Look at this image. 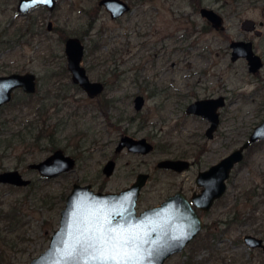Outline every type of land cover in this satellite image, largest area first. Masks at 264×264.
Returning <instances> with one entry per match:
<instances>
[{
  "label": "rangeland",
  "instance_id": "obj_1",
  "mask_svg": "<svg viewBox=\"0 0 264 264\" xmlns=\"http://www.w3.org/2000/svg\"><path fill=\"white\" fill-rule=\"evenodd\" d=\"M128 1L133 9L114 19L98 0H56L53 9L25 13L17 10L18 0H0V74L33 71L39 92L50 85L52 95L51 101H27L16 89L12 103L0 108V171L17 169L30 179L27 185L0 183V264H28L48 247L73 183L118 191L147 172L137 212L178 190L190 196L201 187L197 172L239 146L264 118V0H200L222 15L223 32L201 16L195 0ZM246 18L261 34L242 28ZM49 20L56 28L47 29ZM69 35H84L82 64L91 79L105 83L98 96L73 86L70 74L49 75L66 66ZM237 39L251 40L263 59L256 72L245 58H230V41ZM137 94L145 99L140 109L134 107ZM219 95L225 103L208 138L209 121L185 108ZM46 119L47 129L33 142ZM125 134L145 137L153 149L116 150ZM56 148L75 158L72 169L46 177L29 167ZM164 158L188 159L190 166L160 168ZM109 159L115 167L106 175ZM200 212L203 228L164 264H264V249L243 241L247 233L264 241V140L245 151L224 194ZM234 215L239 221L227 226Z\"/></svg>",
  "mask_w": 264,
  "mask_h": 264
},
{
  "label": "water",
  "instance_id": "obj_2",
  "mask_svg": "<svg viewBox=\"0 0 264 264\" xmlns=\"http://www.w3.org/2000/svg\"><path fill=\"white\" fill-rule=\"evenodd\" d=\"M98 3L109 11L111 18H118L130 9L125 0H99ZM55 4L56 0H18L17 10L25 13L38 5L53 9ZM199 12L215 28L223 26L222 15L213 8L201 6ZM51 24L48 21V28H51ZM243 25L246 29H252L255 22L246 18ZM255 30L260 33L259 29ZM230 46L231 59L245 57L250 72H256L263 65L260 55L254 52L252 41L232 40ZM84 53L85 44L80 37L69 35L65 38L64 54L72 82L88 96L95 97L104 90V84L90 79L82 64ZM18 88L27 93L34 92L36 74L32 71L0 74V105L9 101L13 91ZM144 102L142 94L135 95L136 109H140ZM224 103L223 95L200 98L190 102L185 110L209 121L205 134L211 138L219 124L218 108ZM259 139H264V118L253 127L246 141L208 168L198 171L195 181L201 186L199 192H193L188 199L177 191L159 204L138 212L136 202L148 179L147 172H138L128 186L118 191L95 190L89 183H73L60 210L58 227L52 232L48 247L28 264H65L66 261L68 264H84L95 254L92 248L83 246L89 236H95L98 246H102L108 254L123 257L120 264H136L137 261H143L144 264L148 261L151 264H164L170 255L182 250L202 228L201 218L192 204L203 210L209 209L214 200L224 193L226 179L234 164L242 160L245 148ZM123 147L129 151L147 153L153 149V144L145 137L135 138L125 134L120 138L116 150ZM74 164L75 160L71 155L56 148L44 159L29 163V167L37 169L41 175L52 177L72 169ZM157 165L181 171L188 167L189 161L183 158H164ZM114 167L115 161L109 159L102 170L110 175ZM29 182L30 179L23 177L17 169L0 171V183L19 186ZM243 241L249 247L264 249L263 238L256 235L247 233L243 236Z\"/></svg>",
  "mask_w": 264,
  "mask_h": 264
},
{
  "label": "flooded vegetation",
  "instance_id": "obj_3",
  "mask_svg": "<svg viewBox=\"0 0 264 264\" xmlns=\"http://www.w3.org/2000/svg\"><path fill=\"white\" fill-rule=\"evenodd\" d=\"M98 1H99V0H98ZM125 1H127V3L130 5V9L126 10L121 16H123V15L126 14L127 12H130V11L133 9V7H132V5L130 4V2H129L128 0H125ZM195 1L197 2V1H200V0H195ZM195 1H193V3H194ZM98 4H99V3H98ZM55 5H56V4H55ZM99 5H100V4H99ZM194 5H195V3H194ZM38 6H44V5H38ZM101 6H103V5H101ZM201 6H203V5H202L201 2H200L199 6H198V9H199ZM34 7H36V6H34ZM34 7H33V8H34ZM45 7H46V6H45ZM103 7H104V6H103ZM194 7H195V6H194ZM104 8H105V7H104ZM196 8H197V7H196ZM31 9H32V8H31ZM31 9H30V10H31ZM105 10H106V8H105ZM106 11L109 13L108 10H106ZM109 15H110V14H109ZM121 16H119L118 18H120ZM114 19H116V18H114ZM49 21L52 22V20H49ZM243 21H244V20H243ZM243 21H242V24H241V26H242L243 29H245V30H247V31H248V30H253L256 34H261V31H260V33H257V32H256V30H255V29H257L256 27H254V28H252V29H246V28H244ZM53 28H56V27L53 25V22H52V24H51V28H48V23H47V29L51 30V29H53ZM216 29H217V30H221V32H223V30L225 29L224 19H223V26L220 27V28H216ZM78 37H79V36H78ZM80 39L83 41V39H82L81 37H80ZM237 40H239V39H237ZM241 40H248V39H241ZM231 41H232V40H231ZM231 41H230V42H231ZM250 41H251V40H250ZM252 44H253V43H252ZM253 49H254V47H253ZM254 52H255V51H254ZM84 54H85V53H84ZM257 54H258V53H257ZM258 55H259V54H258ZM241 57H243V56H240V57H238V58H241ZM260 57H261V56H260ZM230 58H231V56H230ZM238 58H237V59H238ZM243 58H245V57H243ZM83 59H84V57H83ZM245 59H246V58H245ZM261 59H262V58H261ZM235 60H236V59H235ZM246 60H247V59H246ZM262 61H263V59H262ZM66 68H67V66H66ZM67 70H68V69H67ZM86 71H87V69H86ZM24 72H25V71H24ZM32 72H33V71H32ZM68 73H69V71H68ZM87 73H88V72H87ZM69 74H70V73H69ZM89 77H90V76H89ZM70 78H71V75H70ZM90 79H91V78H90ZM92 80H94V79H92ZM99 81H101V82L104 84V88H105V83H104V81H102V80H99ZM71 82H72V80H71ZM72 83H73V82H72ZM73 85H74L75 87H79V86H78L77 84H75V83H73ZM38 88H39V87H38V78H37V76H36V90H35L34 92H32V93H35V92L38 90ZM79 88H80V87H79ZM18 89H20V88H18ZM15 90H16V89H15ZM15 90H14L13 93H12V98H11L9 101L4 102L3 104H1V105H0V108H1L2 106H4V105H8V104H11V103H12V101L14 100L13 95H14ZM21 90H22V89H21ZM22 91H23V90H22ZM103 91H104V90H103ZM103 91H102V92H103ZM23 92H25V91H23ZM102 92H101V93H102ZM25 93H27V92H25ZM101 93H100V94H101ZM100 94H98V95H100ZM98 95H97V96H98ZM89 97H90V96H89ZM25 100H26V99H25ZM43 107H44V105H43V103H42V104L40 105V108H42V109H41V113H42ZM251 131H252V130H251ZM251 131H250V132H251ZM249 134H250V133H249ZM213 136H214V133H213ZM213 136H212V137H213ZM212 137H211V138H212ZM247 139H248V135H247V137L245 138L244 141H246ZM262 140H264V139H259V140H256V141L252 142L247 148H245L244 153H245V151H246L247 149H251L253 145H255V144H256L257 142H259V141L261 142ZM244 141H243V142H244ZM243 142H242V143H243ZM242 143H241V144H242ZM241 144H240V145H241ZM237 147H238V146H237ZM237 147H236V148H237ZM234 149H235V148H234ZM54 150H55V149H54ZM231 151H232V150H231ZM228 153H229V152H228ZM224 156H225V155H224ZM72 157H73V156H72ZM73 158H74V157H73ZM243 158H244V155H243ZM243 158H242V160H243ZM183 159H184V158H183ZM74 160H75V158H74ZM187 160H188V159H187ZM242 160H241V161H242ZM188 161H189V160H188ZM239 162H240V161H239ZM239 162H238V163H239ZM236 164H237V163H236ZM234 165H235V164H234ZM189 166H190V161H189V165H188V167H189ZM188 167H187V168H188ZM233 167H234V166H233ZM233 167H232V168H233ZM160 168H164V167H160ZM165 169H169V170L177 171V170H174V169H171V168H165ZM185 169H186V168H185ZM183 170H184V169H183ZM203 170H204V169H203ZM231 170H232V169H231ZM181 171H182V170H181ZM199 171H200V170H199ZM197 173H198V172H197ZM230 174H231V171H230ZM230 174H229V175H230ZM228 177H229V176H228ZM195 178H196V177H195ZM227 179H228V178H227ZM227 179H226V187H227ZM200 189H201V187H200ZM178 191H180V190H178ZM199 191H200V190H199ZM199 191H193V192H199ZM225 191H226V189H225ZM225 191H224V192H225ZM175 192H177V191H175ZM175 192H174V193H175ZM180 192H181V191H180ZM193 192H192V193H193ZM182 193H183V192H182ZM192 193H191V195H192ZM172 194H173V193H172ZM183 194H184V193H183ZM223 194H224V193H223ZM223 194H222V195H223ZM169 195H170V194H169ZM169 195H167V196H169ZM191 195H190V196H187L186 194H184V196H185L186 198H188V199L191 197ZM222 195H221V196H222ZM167 196H166V197H167ZM221 196H220V197H221ZM166 197H165V198H166ZM220 197H219V198H220ZM165 198H164V199H165ZM219 198L215 199L214 202H215L216 200H218ZM214 202H213V204H214ZM213 204H212V205H213ZM192 205H193L195 211L197 212V214H198V215L200 216V218H201V221H202V228H203V226H204V220H203V218H202V215H201V212H200V211H207V210H209L211 207H210L209 209H207V210H203V209L197 207L195 204H192ZM212 205H211V206H212ZM140 211H141V210H140ZM226 224L228 225L227 222H226ZM230 226H231V224L229 225V227H230ZM202 228H201V229H202ZM201 229H200V230H201ZM200 230H199V231H200ZM197 234H198V233H197ZM194 237H195V236H194ZM194 237H193V238H194ZM193 238H192V239H193ZM192 239H191V240H192ZM191 240H190V241H191ZM190 241H189V242H190ZM189 242H188V243H189ZM184 247H185V246H184Z\"/></svg>",
  "mask_w": 264,
  "mask_h": 264
},
{
  "label": "trees",
  "instance_id": "obj_4",
  "mask_svg": "<svg viewBox=\"0 0 264 264\" xmlns=\"http://www.w3.org/2000/svg\"><path fill=\"white\" fill-rule=\"evenodd\" d=\"M195 3V7H197L198 8V6H199V4H200V1H195L194 2ZM85 33H87V30L85 31ZM84 33V34H85ZM63 37H65L66 36V34H63L62 35ZM80 37L81 38H83L84 37V35H80ZM93 47V46H92ZM94 49L96 48V47H93ZM89 52H91L90 50H89ZM56 73H64V74H69L68 73V70H67V68H66V66L65 65H63L62 66V68L60 69V70H58V71H54V70H51L50 72H49V75H50V77H52V75L53 74H56ZM71 83V82H70ZM72 84V83H71ZM73 85V84H72ZM50 85H48V86H46L45 87V90L44 91H42V92H39V89L35 92V93H25V92H23V95L25 96L24 97V99H27V101H51V98H52V95L50 94V87H49ZM74 86V85H73ZM36 93H38V94H36ZM36 94V95H35ZM33 96H36L35 98H33ZM105 101H107V104H109L110 103V101H112V98H106L105 99ZM39 107V106H38ZM41 109L42 108H40L39 107V111H41ZM46 121H47V119L46 120H44V121H41V126H40V129L38 130L39 131V133H37V134H33L32 136H33V139L35 140V141H33V142H36V141H38L39 139H40V137H41V135L44 133V131L47 129V124H46ZM27 125V124H26ZM27 127H28V125H27ZM42 127V128H41ZM22 139H24V138H22ZM53 138L51 137V139L50 140H52ZM51 142V144L53 145L54 144V141L52 140V141H50ZM54 146V145H53ZM1 147V146H0ZM3 155V154H2ZM234 220H237V222L239 221V217H237L236 215H234L233 217H230L226 222L228 223V225L227 226H229L230 224H232V222L234 221ZM223 230H225V229H223Z\"/></svg>",
  "mask_w": 264,
  "mask_h": 264
},
{
  "label": "snow or ice",
  "instance_id": "obj_5",
  "mask_svg": "<svg viewBox=\"0 0 264 264\" xmlns=\"http://www.w3.org/2000/svg\"><path fill=\"white\" fill-rule=\"evenodd\" d=\"M83 246L92 248L95 252L91 259L85 261L84 264H120V261L124 259L123 257L118 258L116 255L108 254L102 246H98L95 236L87 237L83 242ZM65 264H68V262L66 261ZM136 264H144V262L137 261ZM147 264H151V262L148 261Z\"/></svg>",
  "mask_w": 264,
  "mask_h": 264
}]
</instances>
